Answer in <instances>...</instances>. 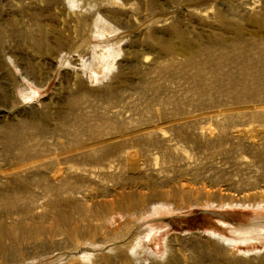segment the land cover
<instances>
[{
  "label": "rangeland",
  "instance_id": "374dc122",
  "mask_svg": "<svg viewBox=\"0 0 264 264\" xmlns=\"http://www.w3.org/2000/svg\"><path fill=\"white\" fill-rule=\"evenodd\" d=\"M256 225L264 0H0V264H264Z\"/></svg>",
  "mask_w": 264,
  "mask_h": 264
},
{
  "label": "bare ground",
  "instance_id": "6f19581e",
  "mask_svg": "<svg viewBox=\"0 0 264 264\" xmlns=\"http://www.w3.org/2000/svg\"><path fill=\"white\" fill-rule=\"evenodd\" d=\"M105 50H106V49H105ZM108 52H109V50H108ZM106 53H107V52H106ZM67 193H68V192H67ZM224 223H225V221H224ZM248 228H249V227H248ZM251 228L253 229V232H254V233H256V234H261L260 232H262V231H260V230H263V229H264V226H257V225H256V226H253V227L251 226ZM251 228H250V229H251ZM245 229H246V228H245ZM252 229H251V230H252ZM247 230H248V229H247ZM245 232H246V231H245ZM239 234H240V233H239ZM243 238H245V237H243ZM87 249H88V248H87Z\"/></svg>",
  "mask_w": 264,
  "mask_h": 264
}]
</instances>
